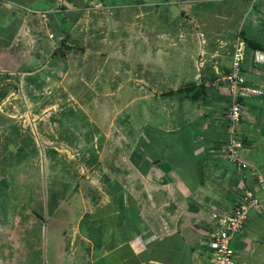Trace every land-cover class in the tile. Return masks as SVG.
<instances>
[{
    "label": "rangeland",
    "instance_id": "374dc122",
    "mask_svg": "<svg viewBox=\"0 0 264 264\" xmlns=\"http://www.w3.org/2000/svg\"><path fill=\"white\" fill-rule=\"evenodd\" d=\"M65 1L0 0V264H56L65 228L85 226L90 211H121L124 200L117 220L136 230L131 204L146 211L152 185L163 189L148 180L158 179L152 163L181 168L191 150L185 123L197 99L182 88L223 75L245 36L264 44V0ZM187 200L169 207L194 222L190 212L206 204ZM251 251L241 255L264 264Z\"/></svg>",
    "mask_w": 264,
    "mask_h": 264
},
{
    "label": "crops",
    "instance_id": "0c3cea01",
    "mask_svg": "<svg viewBox=\"0 0 264 264\" xmlns=\"http://www.w3.org/2000/svg\"><path fill=\"white\" fill-rule=\"evenodd\" d=\"M43 1L46 4L52 0ZM69 1L72 0L65 2ZM6 2L19 4L18 0H6ZM244 52L243 62L248 53L250 57L252 55V62L243 65L242 68L245 79L251 84L264 88V68L260 70L256 67L257 64L253 61V49L247 52L246 47ZM218 73L215 71L209 79H202L207 92L194 101L191 107L193 111L197 110L190 115L193 118L185 123L191 125L189 131L191 150L185 153L187 161H183L182 167L178 168L180 163L167 165L156 158H164L161 155L153 156L154 160L159 159V161L152 163L153 168H149V174L150 176L156 174L158 179L148 180L151 184L158 183L163 189L152 185L147 202L149 205L152 203L153 206L146 211H139L140 206L131 202V206H135L138 212L134 217L136 222L138 220L136 230L131 228L134 226L133 223L124 224L117 220L116 215L130 206L125 205L127 203L125 200L122 202L124 205L119 209L121 211L111 210L109 215L90 211L81 218L90 220L85 226L79 225L74 231L73 229L66 231L65 228L61 232L60 246L65 251L57 253L56 264H213V255L207 244L208 233L214 228L212 213L229 211L246 190L258 189L251 172L240 169L225 155V139L229 134L226 113L230 105V96L226 85L222 82L225 73L221 76ZM212 79L214 81L210 82ZM242 104V119L237 126L238 134L244 143L241 155L256 167L257 174L264 177V96L246 95L242 98ZM164 140L163 138L161 142ZM166 145L163 143L158 148ZM149 151L153 152L151 149ZM148 165L147 162H143V166ZM176 199L180 203L187 199H196L206 205L202 209L198 208L197 212H190V215L193 214L195 217L194 222H189V218L174 217L173 214L176 212H171L169 205L175 203ZM167 200H169L168 204ZM154 203L155 207L157 203L160 208L162 207L161 211L154 209ZM256 213L260 218L254 221L251 232L240 234V231L234 235L232 241L240 264H242L241 259L247 256L241 254L249 250L254 251L257 248L258 255L260 257L264 255V243H255L256 236L264 238V212ZM187 214L188 212L185 213ZM96 220H99L98 224ZM106 221H111L109 224L113 229L105 227ZM94 226L100 228L98 238L96 236L92 238V234L89 233ZM174 236H177L175 245L180 247L178 252L182 255L180 257L182 260L176 262L172 258V253H175L172 241ZM78 240L79 244L84 243L82 247L75 246L74 243ZM244 260L246 264L250 263L248 256Z\"/></svg>",
    "mask_w": 264,
    "mask_h": 264
},
{
    "label": "built area",
    "instance_id": "2783aa9c",
    "mask_svg": "<svg viewBox=\"0 0 264 264\" xmlns=\"http://www.w3.org/2000/svg\"><path fill=\"white\" fill-rule=\"evenodd\" d=\"M244 50V42H239L233 54L232 65L222 77V82L226 85L230 96V105L226 115L229 134L224 152L229 161L240 169L251 172L258 189L246 190L229 211L212 213L211 220L214 228L208 233L207 244L213 255V264H240L232 245L234 235L243 229L251 212H264V177L257 174L256 167L242 157L241 150L244 143L237 131V126L242 119V98L246 95L264 96V88L249 83L243 75ZM253 61L257 65L263 64L264 51L253 50Z\"/></svg>",
    "mask_w": 264,
    "mask_h": 264
},
{
    "label": "trees",
    "instance_id": "16d2710c",
    "mask_svg": "<svg viewBox=\"0 0 264 264\" xmlns=\"http://www.w3.org/2000/svg\"><path fill=\"white\" fill-rule=\"evenodd\" d=\"M68 35H69L68 32L65 33L63 39L60 42V45L58 46V48L56 50H54V53H57L58 51H60L61 53H63L61 46H67L66 41L68 39ZM243 41L246 44L245 47H247V49H253V50L260 49V50H264V44H262V42H260V41H258L256 39H251V38L245 36L244 39H243ZM212 81H214V79L210 80V82H212ZM204 83L205 82L202 80V82L198 84V89L195 90L194 92H193V90L195 89L194 87L196 85L194 82L191 83L188 86H185V88H182L183 90H181V91H186L188 93H193V98L194 99H198L199 97H203L206 94V92H207L206 91L207 88H206V86H205ZM178 90H180V89H178Z\"/></svg>",
    "mask_w": 264,
    "mask_h": 264
}]
</instances>
